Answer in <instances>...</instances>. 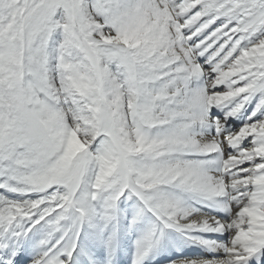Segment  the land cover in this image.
Instances as JSON below:
<instances>
[{"label":"snow or ice","instance_id":"obj_1","mask_svg":"<svg viewBox=\"0 0 264 264\" xmlns=\"http://www.w3.org/2000/svg\"><path fill=\"white\" fill-rule=\"evenodd\" d=\"M0 264H264V0H0Z\"/></svg>","mask_w":264,"mask_h":264}]
</instances>
